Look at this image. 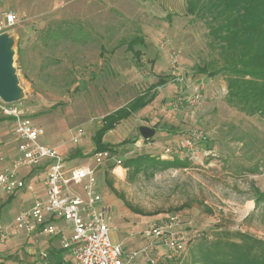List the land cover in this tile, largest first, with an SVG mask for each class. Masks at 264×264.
I'll use <instances>...</instances> for the list:
<instances>
[{
    "label": "rangeland",
    "instance_id": "obj_1",
    "mask_svg": "<svg viewBox=\"0 0 264 264\" xmlns=\"http://www.w3.org/2000/svg\"><path fill=\"white\" fill-rule=\"evenodd\" d=\"M185 6L186 0H0V13L12 9L18 17L3 32L13 40L16 103L43 127L40 142L64 157L66 169L80 164L95 169L100 204L109 208L115 227L111 241L138 250L146 243L139 230L170 212L190 230L185 253L162 264H198L191 261L195 245L235 240L229 235L234 232L264 240V201L255 202L264 192V112L229 102L227 73L197 70L200 64L212 70L221 61L208 22L186 14ZM159 79L164 83L153 90L152 102L104 135L112 147L104 150L109 158L94 159L92 136L100 118ZM199 82L201 100L179 103ZM6 124H0V145L11 146ZM139 126L155 132L144 139ZM78 128L84 132L79 137ZM194 128L206 134L209 155L164 157L165 148ZM165 160L172 164L161 168ZM29 184L31 191L19 190L9 203L0 189V226L11 225L19 206L43 189L33 180ZM9 230L0 242L1 264L14 263L23 248L22 233Z\"/></svg>",
    "mask_w": 264,
    "mask_h": 264
},
{
    "label": "built area",
    "instance_id": "obj_2",
    "mask_svg": "<svg viewBox=\"0 0 264 264\" xmlns=\"http://www.w3.org/2000/svg\"><path fill=\"white\" fill-rule=\"evenodd\" d=\"M17 19L14 10H3L0 13V34L11 28ZM203 89L202 82L194 84L189 94L178 97V102L197 104ZM0 114L12 123L10 135L15 143V154L10 158L0 152V189L11 195L23 187L25 180L18 176L21 168H25L27 176L34 182H41L44 188V195L34 193L32 204L20 209L11 225L0 226V242L7 239L11 226L24 233L58 235L61 248L69 252L75 264H138L137 257L145 264H162L185 253L191 232L175 212L155 216L139 230L140 239L146 243L138 250L129 252L112 242L109 232L115 227L111 223L109 208L100 204L95 169L87 164L66 169L64 157L55 148L40 142L43 127L26 116L16 102L7 103L0 99ZM83 133L78 128V137ZM73 141H77L76 137ZM205 142L206 134L194 128L174 147L165 148L163 155L168 158L170 154H185L188 159L195 158L197 152L209 155L211 151ZM107 157L106 151L93 154L97 161ZM66 173L70 176L67 177ZM61 220L68 229L59 226Z\"/></svg>",
    "mask_w": 264,
    "mask_h": 264
},
{
    "label": "trees",
    "instance_id": "obj_3",
    "mask_svg": "<svg viewBox=\"0 0 264 264\" xmlns=\"http://www.w3.org/2000/svg\"><path fill=\"white\" fill-rule=\"evenodd\" d=\"M185 12L208 22V32L216 43L221 61L212 70L205 64L198 65L197 70L208 75L227 73L230 75L229 102L249 112H264V0H186ZM136 40L138 37L129 48H133ZM134 56L139 58L138 50L134 51ZM162 81L159 79L149 91L100 118L92 136L93 153L112 148L103 141L104 135L121 120L152 102L156 94L153 90L162 85ZM171 164L172 161L165 160L159 165L166 168ZM260 201H264V192L257 194L255 202ZM229 235L235 240L218 238L195 245L197 256L193 254L191 261L198 264H264L263 239L245 232Z\"/></svg>",
    "mask_w": 264,
    "mask_h": 264
},
{
    "label": "crops",
    "instance_id": "obj_4",
    "mask_svg": "<svg viewBox=\"0 0 264 264\" xmlns=\"http://www.w3.org/2000/svg\"><path fill=\"white\" fill-rule=\"evenodd\" d=\"M0 116L2 115L0 114ZM2 118L3 120L0 121V124L7 122L6 126L8 127L10 125L9 128V135H10L12 123L8 118H5L3 116ZM10 143H12L13 145V146L11 145L12 147L10 145L8 146V143L6 144L4 143L3 145H0V152H2L7 158L13 156L14 155L13 151L15 152V143L13 139L12 141H10ZM27 175H28L27 172H24L21 175L18 174V176L24 178L25 185L20 189H18L17 191H15L13 194L11 195L9 194L8 198L5 201H7L8 203L12 201L16 197L17 192L19 190L22 189L25 190L27 189L28 191L32 190V186L29 184L31 179L30 176ZM35 183L42 184L41 182H35ZM34 193H38L42 196L44 195V188L40 191L33 192L31 199L25 200L24 204L19 206V208L17 209L16 214L20 209L26 208L32 204ZM4 195L6 194L4 193ZM58 224L59 226H64L66 229H68L67 224L64 221L62 220L58 221ZM20 233H22L20 236H23L21 242L19 243L21 246H23L22 251L16 257H14V263L9 262L8 264H75V261L73 257L69 254V252L61 248L58 235L44 236L39 233H24V232H20ZM67 234L68 231L66 235ZM19 244L17 243V245ZM6 254L9 253L4 252L2 255H6Z\"/></svg>",
    "mask_w": 264,
    "mask_h": 264
},
{
    "label": "water",
    "instance_id": "obj_5",
    "mask_svg": "<svg viewBox=\"0 0 264 264\" xmlns=\"http://www.w3.org/2000/svg\"><path fill=\"white\" fill-rule=\"evenodd\" d=\"M13 40L8 35L0 34V99L7 103L16 102L19 97V88L14 74ZM139 132L144 139L154 134V129L147 126H139Z\"/></svg>",
    "mask_w": 264,
    "mask_h": 264
},
{
    "label": "bare ground",
    "instance_id": "obj_6",
    "mask_svg": "<svg viewBox=\"0 0 264 264\" xmlns=\"http://www.w3.org/2000/svg\"><path fill=\"white\" fill-rule=\"evenodd\" d=\"M116 170H119V168H117Z\"/></svg>",
    "mask_w": 264,
    "mask_h": 264
}]
</instances>
